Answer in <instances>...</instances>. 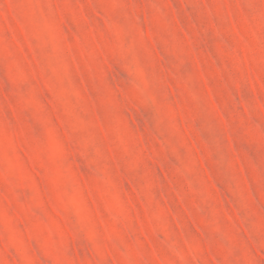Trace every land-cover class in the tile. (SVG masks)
<instances>
[{"label":"rangeland","instance_id":"rangeland-1","mask_svg":"<svg viewBox=\"0 0 264 264\" xmlns=\"http://www.w3.org/2000/svg\"><path fill=\"white\" fill-rule=\"evenodd\" d=\"M0 264H264V0H0Z\"/></svg>","mask_w":264,"mask_h":264}]
</instances>
